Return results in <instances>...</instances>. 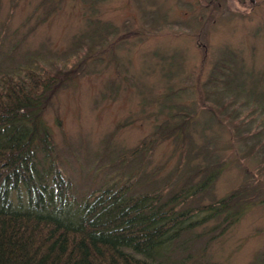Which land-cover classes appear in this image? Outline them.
I'll list each match as a JSON object with an SVG mask.
<instances>
[{
  "label": "rangeland",
  "instance_id": "1",
  "mask_svg": "<svg viewBox=\"0 0 264 264\" xmlns=\"http://www.w3.org/2000/svg\"><path fill=\"white\" fill-rule=\"evenodd\" d=\"M69 58L42 118L79 196L124 176L187 211L249 183L238 220L198 226L170 263L264 264V0H0V73ZM154 132L142 172L145 153L118 158Z\"/></svg>",
  "mask_w": 264,
  "mask_h": 264
},
{
  "label": "trees",
  "instance_id": "2",
  "mask_svg": "<svg viewBox=\"0 0 264 264\" xmlns=\"http://www.w3.org/2000/svg\"><path fill=\"white\" fill-rule=\"evenodd\" d=\"M71 60L62 62L64 72L34 59L0 73V264H171V248H180L198 226L221 218L209 231L221 235L238 220L253 200V194L245 196L249 183L213 205L187 211L179 207L180 193L167 201L162 191L132 195L124 176L80 197L42 118ZM169 135L154 132L118 158L145 153L142 172ZM211 178L186 193L196 196ZM158 249L164 254L157 256Z\"/></svg>",
  "mask_w": 264,
  "mask_h": 264
}]
</instances>
